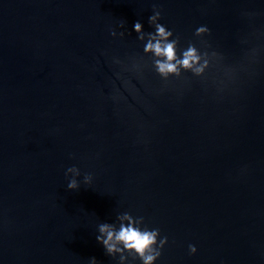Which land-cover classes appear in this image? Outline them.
<instances>
[{"label": "water", "instance_id": "1", "mask_svg": "<svg viewBox=\"0 0 264 264\" xmlns=\"http://www.w3.org/2000/svg\"><path fill=\"white\" fill-rule=\"evenodd\" d=\"M0 264H264V0H0Z\"/></svg>", "mask_w": 264, "mask_h": 264}]
</instances>
